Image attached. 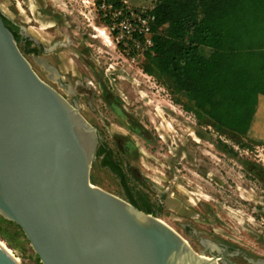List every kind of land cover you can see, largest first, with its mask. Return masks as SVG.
Returning <instances> with one entry per match:
<instances>
[{
    "label": "rangeland",
    "instance_id": "374dc122",
    "mask_svg": "<svg viewBox=\"0 0 264 264\" xmlns=\"http://www.w3.org/2000/svg\"><path fill=\"white\" fill-rule=\"evenodd\" d=\"M104 1L0 0L9 25L38 43L17 42L33 70L77 105L121 166L114 175L95 155L90 182L140 210L148 204L197 253L206 240L264 259V145L217 132L186 110L168 79L143 71L146 37L117 41L110 32ZM118 1L132 12L154 4ZM1 217L0 246L19 264H41L19 228Z\"/></svg>",
    "mask_w": 264,
    "mask_h": 264
},
{
    "label": "water",
    "instance_id": "95a60500",
    "mask_svg": "<svg viewBox=\"0 0 264 264\" xmlns=\"http://www.w3.org/2000/svg\"><path fill=\"white\" fill-rule=\"evenodd\" d=\"M97 142L77 105L33 70L0 15V215L21 228L40 263L220 264L92 184ZM0 264L17 263L0 247Z\"/></svg>",
    "mask_w": 264,
    "mask_h": 264
},
{
    "label": "trees",
    "instance_id": "16d2710c",
    "mask_svg": "<svg viewBox=\"0 0 264 264\" xmlns=\"http://www.w3.org/2000/svg\"><path fill=\"white\" fill-rule=\"evenodd\" d=\"M149 12L143 71L168 79L183 107L215 131L264 145V0H154Z\"/></svg>",
    "mask_w": 264,
    "mask_h": 264
},
{
    "label": "flooded vegetation",
    "instance_id": "af4514ba",
    "mask_svg": "<svg viewBox=\"0 0 264 264\" xmlns=\"http://www.w3.org/2000/svg\"><path fill=\"white\" fill-rule=\"evenodd\" d=\"M4 18L6 19L5 16H4ZM7 25L10 28V30L13 32V34L16 35L17 42L18 41L24 42V45L27 49H29V47L27 45L29 43H33L35 45L38 44L34 39H32L31 37H29L26 34L25 30L21 26H17L16 24H14L16 26L9 25L8 21H7ZM101 148L103 149L102 153L97 155L100 157V163L105 168H107L111 173H113L114 175L120 176V173L122 172L121 166L115 160L114 155L111 151V148L107 144H105L103 142V140H101L100 137L98 136V142H97V146H96L95 155H96V152L98 150H100ZM169 201H170V199H169ZM173 203H174V205H176L175 202H173ZM147 205L148 204H144V207H146ZM142 211H144V210H142ZM202 246H203L202 247L203 251L206 255H208V256L217 255L219 257V263L220 264H231V263H235V264H264V259L258 258V257H253V256L249 255L248 253L244 252L243 250L235 248L234 246H231V245H228L225 243H218L216 245V244H211L208 242L207 246H205V245H202Z\"/></svg>",
    "mask_w": 264,
    "mask_h": 264
},
{
    "label": "built area",
    "instance_id": "2783aa9c",
    "mask_svg": "<svg viewBox=\"0 0 264 264\" xmlns=\"http://www.w3.org/2000/svg\"><path fill=\"white\" fill-rule=\"evenodd\" d=\"M103 6L111 15L109 30L115 33L117 41L122 40L125 34L127 38H131L134 34H137L146 37L148 48L152 45L151 23L154 21V16L149 11L153 6L133 12L127 10L122 4L116 6L111 2L104 1Z\"/></svg>",
    "mask_w": 264,
    "mask_h": 264
},
{
    "label": "bare ground",
    "instance_id": "6f19581e",
    "mask_svg": "<svg viewBox=\"0 0 264 264\" xmlns=\"http://www.w3.org/2000/svg\"><path fill=\"white\" fill-rule=\"evenodd\" d=\"M176 203V205H178V203L177 202H175ZM163 221V220H162ZM164 222V221H163ZM1 247V246H0ZM2 248V247H1ZM3 249V248H2ZM4 250V249H3ZM5 251V250H4ZM6 252V251H5ZM7 253V252H6ZM10 256V255H9ZM11 257V256H10ZM12 258V257H11ZM13 259V258H12ZM202 259L203 260H205V261H208V260H210V257L208 256V255H202ZM14 260V259H13ZM15 262H16V260H14ZM17 263V262H16ZM17 264H19V263H17Z\"/></svg>",
    "mask_w": 264,
    "mask_h": 264
}]
</instances>
